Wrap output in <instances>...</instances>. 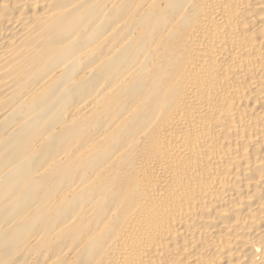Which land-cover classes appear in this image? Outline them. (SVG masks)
<instances>
[{
	"label": "bare ground",
	"instance_id": "obj_1",
	"mask_svg": "<svg viewBox=\"0 0 264 264\" xmlns=\"http://www.w3.org/2000/svg\"><path fill=\"white\" fill-rule=\"evenodd\" d=\"M0 264H264V0H0Z\"/></svg>",
	"mask_w": 264,
	"mask_h": 264
}]
</instances>
